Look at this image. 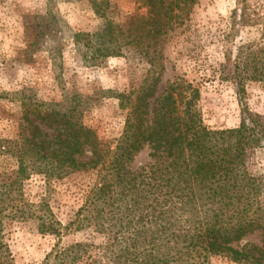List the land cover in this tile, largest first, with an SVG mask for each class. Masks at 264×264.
<instances>
[{"label":"trees","instance_id":"trees-1","mask_svg":"<svg viewBox=\"0 0 264 264\" xmlns=\"http://www.w3.org/2000/svg\"><path fill=\"white\" fill-rule=\"evenodd\" d=\"M197 1L134 0L144 12L115 22L108 0H89L102 25L69 33L86 67L116 57L146 66L139 87L115 97L125 117L113 148L82 124L77 95L44 103L18 94L15 134L0 138V264H14L7 234L17 224L54 240L37 264H264V173L248 169L264 149V115L244 101L246 82L264 77V22L257 43L217 65L237 97L236 127H205L199 88L183 75L158 92L163 48ZM81 175L80 204L63 222L49 205L53 185ZM83 229V240L61 243ZM252 235L257 242L243 241Z\"/></svg>","mask_w":264,"mask_h":264},{"label":"rangeland","instance_id":"rangeland-1","mask_svg":"<svg viewBox=\"0 0 264 264\" xmlns=\"http://www.w3.org/2000/svg\"><path fill=\"white\" fill-rule=\"evenodd\" d=\"M108 1L115 22L144 12L136 10L134 0ZM57 22L60 28L52 27ZM261 22L264 0H198L163 48L164 72L158 92L174 76L183 75L199 88L198 108L205 127H236L237 97L232 84L219 77L217 65L224 56L232 60L238 46L257 43ZM102 23L92 13L89 0H0V138L15 134L20 92L44 103H61L77 95L84 104L82 124L93 130L104 146L113 148L125 117L115 97L136 90L146 66L121 57L107 58L97 67L79 63L69 33H91ZM244 101L249 111L264 115V77L246 82ZM145 155V150L140 152L132 166L142 162ZM248 169L254 174L264 173V149L252 152ZM86 180L81 175L54 183L49 205L61 221L72 218L80 204L76 186ZM8 230L14 264H37L54 243L29 225L17 224ZM87 233L83 229L68 234L61 243L83 240ZM243 241L255 243L257 237ZM209 264L234 263L213 257Z\"/></svg>","mask_w":264,"mask_h":264}]
</instances>
